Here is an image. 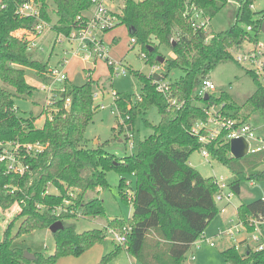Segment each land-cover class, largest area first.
Returning <instances> with one entry per match:
<instances>
[{
	"label": "trees",
	"instance_id": "1",
	"mask_svg": "<svg viewBox=\"0 0 264 264\" xmlns=\"http://www.w3.org/2000/svg\"><path fill=\"white\" fill-rule=\"evenodd\" d=\"M27 1L31 0H0V141H41L47 147L38 156L29 158L31 170L23 176L7 173L5 164L0 162V208L9 211L17 206L14 220L0 236V264L22 261L55 264L59 255L80 254L102 241L110 228L122 232L125 226H131V230L124 243L116 244L114 253L125 249L143 264H186L187 252L220 212L215 201L219 190L216 178L205 177L193 167L189 161L191 154L205 146L210 156L227 165L234 173L230 186L238 195L244 180L255 182L264 178V151L238 159L232 156L230 143L223 136L204 145L192 131L197 121L207 119L204 107L210 101L223 100L228 115L238 114L240 107L226 92L214 91L207 101L197 95V89L218 64L237 61L232 51L235 47L254 38L238 22L210 36L205 30H194L186 19L189 4L194 3L212 18L229 0H125L118 14L119 24L128 27L136 40L134 44L142 46L152 64L160 63L158 56L162 55L154 39L171 48L174 57H165L166 71L159 77L167 79L174 69L183 72L179 79L169 81L172 95L184 104L180 109H170L167 98L152 82V76L136 72L141 83L136 104L130 94L117 91L114 95L118 117L124 121L123 124L120 121L121 129L125 131V125L132 131L137 114L153 105L158 108L161 120L156 125L150 124L154 131L140 140L137 153L120 160L104 145L97 148L84 145L86 128L97 108L93 97L95 82L90 76L82 85L68 82L65 96L71 97L70 109L45 121L42 127L36 125L38 117L34 114L27 118L17 115L14 95L36 91V86L27 82V70L35 71L39 81H47L49 69L47 63L28 51V38L37 20L17 13L19 6ZM34 1L40 4L43 19L52 22L51 11H54L57 19L53 29L65 35L77 26V17L91 7V0ZM254 1L242 0L238 20L252 21ZM257 23L262 24V20ZM177 35H180L179 40ZM247 73L256 82L247 103L253 112L264 117L263 81L256 70L248 69ZM111 168L137 176L131 197L128 190L123 189L125 178L120 181L123 197L133 203L129 222L114 218L102 229L78 232L75 222L78 217L105 214L103 200L90 196L89 191L109 185L107 171ZM50 186L57 192H51ZM65 199L71 200L70 205L64 204ZM237 217L252 233L251 219L264 221V198L241 203ZM19 218L22 219L19 231L13 236L11 227ZM59 220L64 227L53 233L56 248L50 256L36 253L35 260H28L24 249L13 245L17 236L49 228ZM222 254L231 264H264V248L253 250L248 246L242 252L233 245Z\"/></svg>",
	"mask_w": 264,
	"mask_h": 264
},
{
	"label": "rangeland",
	"instance_id": "2",
	"mask_svg": "<svg viewBox=\"0 0 264 264\" xmlns=\"http://www.w3.org/2000/svg\"><path fill=\"white\" fill-rule=\"evenodd\" d=\"M107 7L116 13H121L125 0H104ZM142 1V0H137ZM242 0H229L227 5L212 16L211 23L207 29L208 35L227 30L236 22L254 38L253 41L246 40L240 46L235 47L232 51L237 61H226L218 64L210 73V78L216 84L215 90L218 94L222 91L226 92L230 100L240 107L238 116L248 119L255 127L264 124V117L257 112L252 111V107L247 103L249 96L256 89V82L253 77L247 73L248 69L256 70L257 66H253L249 62L240 61L236 56L244 53H258V58L264 61V0H255L251 10V22L246 19L238 20ZM55 8L54 5L51 6ZM54 11H51L52 22H56L57 16ZM261 19L262 24L257 21ZM252 28L249 29V26ZM104 42L109 50L111 57L119 65L120 71L123 68L126 70L120 75L115 76L114 68H110L103 60H98L95 64L83 62L80 58H72L71 53H65V50H70V44L64 38L62 42L57 41L58 33L52 28L47 29L40 40V47L29 51V54L35 58L49 64L57 63L63 57L72 58L69 62L68 73L75 85H82L89 76L94 80V91L97 95L94 97V106L96 108L93 120L87 126L85 131L84 145L88 148H97L100 145L116 155L117 158L123 160L125 156L132 155L138 151V143L146 136L153 133L154 129L151 125H156L161 120V115L158 108L150 106L146 112L138 113L132 137L129 139L126 130L121 129V118L118 117V110L114 106V93L130 94L133 99V104H136L137 97L141 93V83L136 76V72H140L146 76H150L155 70L154 65L143 58L141 53L145 52L142 46L138 43L132 44V35L129 33L128 27L124 24H118L115 28L104 32ZM158 45L159 53L167 59L173 58L174 53L171 48L154 39ZM132 45L134 47L132 48ZM158 55V54H157ZM90 67L92 68L90 70ZM159 72H165V64L162 63L158 69ZM183 72L180 69H174L167 76V80L179 79ZM261 80L264 79V67L260 75ZM101 80L102 82H99ZM27 82L31 85H39L38 77L35 71L27 70ZM103 86L106 88L103 89ZM15 92V89L9 87ZM42 95L36 90L33 94H16L14 95V106L17 115L20 117H30L32 114L38 117L36 125L42 127L45 123L41 117L42 110ZM222 103L225 101L222 100ZM151 124V125H150ZM262 129V127H261ZM260 131V129H258ZM263 130V129H262ZM131 142L134 143V148L131 147ZM248 153L244 157L252 156ZM242 157V158H244ZM190 164L198 169L205 177H215L224 179L230 182L234 173L224 163L214 159L212 156L205 157L201 149L195 150L190 158ZM264 170V165L262 166ZM125 178L126 185L123 188L125 191L132 192L137 185V176L135 173L125 170L111 168L107 171L108 186L98 190L89 191L92 197H99L103 200L105 214L99 217H78L75 220L78 232H84L92 229H102L107 226L109 219L120 218L126 223L129 222L133 213V203L127 201L122 195L120 181ZM130 183V184H129ZM51 192L57 190L50 186ZM257 198H264V178L257 181L244 180L241 184L240 194H236L232 200L235 206L241 203H248ZM226 212L219 214L210 222L206 228L204 235L206 238H199L198 244H193L186 254V264H231L225 259L222 251L238 244L242 252L245 251L244 244L236 241L248 239L251 245L256 244L252 239L251 232L242 230L239 234L231 236L227 233V228L231 224L228 217H231L233 223L238 222V217L234 205ZM17 213V206L12 207L9 211H3L0 208V236L2 237L8 229L10 223L14 220ZM22 219L15 220L12 229V235H16L19 231ZM256 235H262L264 239V221H261L259 229L254 231ZM214 242L212 244L211 242ZM117 242L112 233L106 234L102 241L95 243L80 254H65L59 255L56 258L55 264H143L135 257L127 253L125 249L114 253ZM14 246L29 250L36 254L50 256L55 252L56 242L53 232L49 228H39L34 231L24 233L17 236L13 243ZM195 255V259L192 256ZM108 256L103 262V258ZM20 264H26L22 261ZM35 264V263H31Z\"/></svg>",
	"mask_w": 264,
	"mask_h": 264
},
{
	"label": "built area",
	"instance_id": "3",
	"mask_svg": "<svg viewBox=\"0 0 264 264\" xmlns=\"http://www.w3.org/2000/svg\"><path fill=\"white\" fill-rule=\"evenodd\" d=\"M90 10H92L90 14L85 12L77 17V26L73 28L68 35L59 33L56 39L60 42L63 41L62 38L68 41L71 47L70 50L66 49L65 53H71L72 58H80L83 62L90 63L91 65L95 64L98 60H103L110 68H114L115 76H118L126 70L123 68V70L120 71L119 65H121V62H117L111 57L101 35L106 30H111L119 24V13L107 7L104 0H91V7L88 11ZM17 13L22 17H32L37 20L35 29L28 38V49L31 50L39 47V42L46 30L53 28L50 21L42 18L40 4L34 0L27 1L19 6ZM186 19L194 30L202 29L207 31L212 18L207 15L202 8L192 3L188 5ZM251 28L252 27L249 26V29ZM179 39L180 35H177V40ZM135 41V38L131 39L132 44L135 43ZM141 54L143 58L148 59L146 52ZM72 58L63 57L57 64L49 67L46 73L48 80L39 81V85H36V90L43 97L41 117H43L45 121L53 120L60 112L69 110L71 107V97L65 96V93L68 91L67 85L70 81L68 66ZM236 58L240 61L249 62L253 66L256 65L257 72L261 75L264 61L263 58H258V53H250L249 51L248 53L236 56ZM160 65H154L155 70L150 75L152 76V82L156 86L157 91L167 98L170 109H180L184 101H179L172 95L169 80L159 77V75L163 73V71H158ZM91 69L90 67V70ZM262 81L264 84V79H262ZM216 89V84L210 77H207L202 80L201 85L197 89V95L204 98L206 94L210 95ZM96 95L97 93L94 91L93 97ZM209 100L210 97L207 101ZM224 107L225 103L216 101H210L205 105L204 108L207 119L197 121L192 129L194 135L199 137L201 143L205 145L220 136H223L229 143L234 138H244L248 142V153L264 151V124L257 128L246 118H241L238 115H228ZM121 123L123 124L124 121L121 120ZM123 126L130 139L132 137V131L128 130L125 125ZM258 129H260V131ZM46 147L47 144L41 141H22L20 139L0 141V162L5 164L7 173L23 176L31 170L29 158L38 156L44 152ZM131 147L134 148L133 142H131ZM201 151L205 157L210 156L205 146L201 148ZM216 182L219 190L215 195V201L219 205L220 212H225L226 207L220 204L231 203L236 194L231 188L230 182H226L223 178L220 180L216 178ZM128 193L131 197L132 192L128 191ZM70 203V199H65V205L68 206ZM60 210L61 208H59V211ZM230 222L231 224L227 228V233L231 236L239 234L242 230H247L246 224L243 221L238 220L237 223H233V220H230ZM260 223L261 220L259 219H251L250 221V225L254 227V231L259 229ZM130 230L131 226L123 227L122 232L110 228L109 233L114 235L118 244H122L125 242L126 236ZM254 231L251 234L256 244L251 245L250 241L246 238L243 241H241L242 239L236 240L244 244L245 250L248 246L253 250H262L264 248L263 236L254 234ZM200 238L206 237L202 234ZM198 242L197 240L194 245L198 244ZM211 243L214 244L213 241ZM236 248L240 250L238 244H236ZM192 259H195V257L192 256Z\"/></svg>",
	"mask_w": 264,
	"mask_h": 264
},
{
	"label": "water",
	"instance_id": "4",
	"mask_svg": "<svg viewBox=\"0 0 264 264\" xmlns=\"http://www.w3.org/2000/svg\"><path fill=\"white\" fill-rule=\"evenodd\" d=\"M262 28L264 29V22L262 24ZM153 47H149V50H152ZM159 62L162 64L165 62V57L162 55L158 56ZM210 97L209 94H206L204 97V100H208ZM230 151L232 153V156L235 158H242L245 155L248 154V142L244 138H234L230 142ZM64 227L62 221H56L54 222L50 227L49 230L53 233L57 232L59 229H62ZM24 257L28 260H35L37 257L34 253L30 252L29 250H26L24 252Z\"/></svg>",
	"mask_w": 264,
	"mask_h": 264
},
{
	"label": "crops",
	"instance_id": "5",
	"mask_svg": "<svg viewBox=\"0 0 264 264\" xmlns=\"http://www.w3.org/2000/svg\"><path fill=\"white\" fill-rule=\"evenodd\" d=\"M92 10H90V11H88V12H86L87 14H90V12H91ZM104 36H105V34L103 33L102 35H101V38H102V40L104 41ZM105 43V42H104ZM39 47H40V42H39ZM39 47H36V48H39ZM109 51V50H108ZM60 61V60H59ZM58 61V62H59ZM57 62V63H58ZM57 63H53V64H49V62H47V64H48V68L49 67H51V66H53V65H55V64H57ZM70 76V75H69ZM70 81L72 82V80H71V78H70ZM99 82H102L101 80H99ZM104 88H106L105 86H103V89ZM230 204H232V205H234V207H235V209H236V213H237V208H238V206H235V204L234 203H229V204H220L221 206H225L226 207V211H228V209L231 207V205ZM230 206V207H229ZM225 211V212H226ZM228 220L230 221V220H232V218L231 217H228ZM245 239V238H244ZM244 239H242L241 241H243ZM194 257H195V255H193Z\"/></svg>",
	"mask_w": 264,
	"mask_h": 264
}]
</instances>
